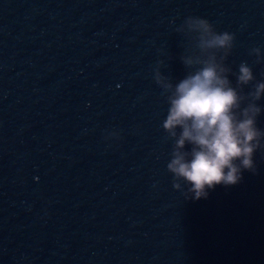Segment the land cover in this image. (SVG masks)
<instances>
[{
  "label": "water",
  "instance_id": "water-1",
  "mask_svg": "<svg viewBox=\"0 0 264 264\" xmlns=\"http://www.w3.org/2000/svg\"><path fill=\"white\" fill-rule=\"evenodd\" d=\"M190 15L264 79V0H0V264H264V155L199 201L167 171Z\"/></svg>",
  "mask_w": 264,
  "mask_h": 264
},
{
  "label": "clouds",
  "instance_id": "clouds-1",
  "mask_svg": "<svg viewBox=\"0 0 264 264\" xmlns=\"http://www.w3.org/2000/svg\"><path fill=\"white\" fill-rule=\"evenodd\" d=\"M175 31L188 42L186 54L179 57L188 71L173 83L158 61L154 82L168 104L162 128L174 141L167 163L173 187H187L185 198L199 201L216 186L237 185L244 171L256 173L254 156L264 155V129L258 126L264 79L257 80L246 62L239 64L238 73L227 65L235 35L218 32L209 20L190 15ZM249 54H255V63L262 62L259 48Z\"/></svg>",
  "mask_w": 264,
  "mask_h": 264
}]
</instances>
